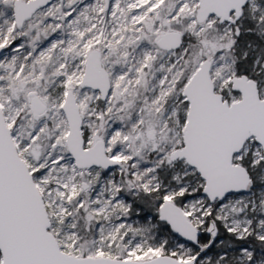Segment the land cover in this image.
<instances>
[{
  "label": "snow or ice",
  "instance_id": "snow-or-ice-1",
  "mask_svg": "<svg viewBox=\"0 0 264 264\" xmlns=\"http://www.w3.org/2000/svg\"><path fill=\"white\" fill-rule=\"evenodd\" d=\"M0 264H264V0H0Z\"/></svg>",
  "mask_w": 264,
  "mask_h": 264
}]
</instances>
